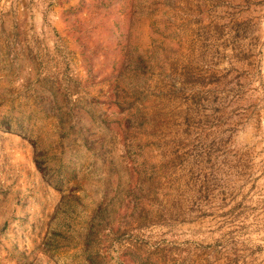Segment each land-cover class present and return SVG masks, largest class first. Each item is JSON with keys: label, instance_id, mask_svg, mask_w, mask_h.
<instances>
[{"label": "rangeland", "instance_id": "obj_1", "mask_svg": "<svg viewBox=\"0 0 264 264\" xmlns=\"http://www.w3.org/2000/svg\"><path fill=\"white\" fill-rule=\"evenodd\" d=\"M0 264H264V0H0Z\"/></svg>", "mask_w": 264, "mask_h": 264}]
</instances>
